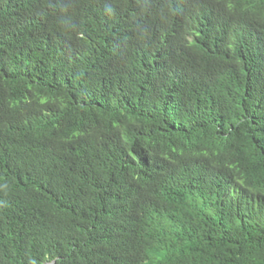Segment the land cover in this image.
Wrapping results in <instances>:
<instances>
[{
  "label": "trees",
  "instance_id": "16d2710c",
  "mask_svg": "<svg viewBox=\"0 0 264 264\" xmlns=\"http://www.w3.org/2000/svg\"><path fill=\"white\" fill-rule=\"evenodd\" d=\"M0 264H264V0H0Z\"/></svg>",
  "mask_w": 264,
  "mask_h": 264
}]
</instances>
